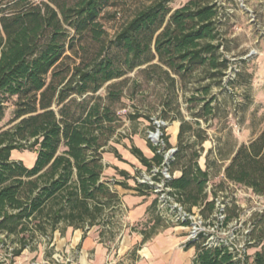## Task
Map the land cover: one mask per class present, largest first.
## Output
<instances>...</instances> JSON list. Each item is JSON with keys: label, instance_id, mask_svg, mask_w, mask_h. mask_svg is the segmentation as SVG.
<instances>
[{"label": "trees", "instance_id": "1", "mask_svg": "<svg viewBox=\"0 0 264 264\" xmlns=\"http://www.w3.org/2000/svg\"><path fill=\"white\" fill-rule=\"evenodd\" d=\"M168 1L156 0L139 9L109 41L98 18L111 0H10L11 7H0V120L11 99L16 120L9 129L0 127V234L14 235L18 241L12 255H19L40 235L95 224L106 209L114 214L118 196L102 179V153L109 149L121 118L96 95L105 83L141 65L148 77L158 70L171 88L177 78L186 82L196 68L205 69L210 79L225 75L229 59L220 52L226 47L220 6L214 0H187L172 9ZM93 43L99 46L95 50ZM112 47L117 55L110 52ZM73 56L80 58L78 63L66 61ZM203 89L207 94L209 84ZM107 96L118 98L119 93L109 89ZM208 105L204 100L203 106ZM170 119H178L180 125L169 169L172 174L179 168L181 175L172 176L168 184L188 210L202 205L201 213L209 215L214 203L208 194L219 191L217 185L206 190L212 165L206 153L201 169L198 158L203 148L183 143V135L192 132L198 120L189 122L177 115ZM161 138L163 144L148 142L151 158L130 147L147 169L159 165L163 151L171 147L163 131ZM14 150L34 152L33 165L12 159ZM217 160L223 173L218 185L229 181L264 198V124ZM229 219L225 215L221 225L226 227ZM251 224L240 231L241 247L221 238L210 245L203 238L188 243L187 247L195 246L191 264H264V209L253 213ZM249 248H256L252 255Z\"/></svg>", "mask_w": 264, "mask_h": 264}, {"label": "rangeland", "instance_id": "2", "mask_svg": "<svg viewBox=\"0 0 264 264\" xmlns=\"http://www.w3.org/2000/svg\"><path fill=\"white\" fill-rule=\"evenodd\" d=\"M154 1L156 0H111L109 5L101 9L98 18L105 30V40L113 39L139 9ZM186 1L169 0L167 5L173 9ZM214 1L223 13L222 29L225 31L226 47H220V52L229 59L228 68L220 80L210 79L206 77L205 69L196 68L191 78L186 82H180L177 78L175 86L171 88L158 70L148 77V74L143 72L145 65H141L122 77L105 83L96 95L111 104L121 118L120 126L109 141V149H112L113 144L127 140L131 146L134 145L133 137L136 134L147 143L154 144L149 138V131L155 132L152 123L155 119L163 121L158 132L159 138L162 137V131L165 136H169L166 133L172 130L170 118L174 115L189 122L198 120V124H193L194 136L192 132H186L183 135V143H194L196 148H203L198 158L201 165L205 164L207 153L212 165L209 184L217 185V189L224 193L229 203L225 210V215L230 217L227 226L219 224L213 227V230H209L208 236L214 241L220 238L228 239L239 246L244 241L240 231L249 229L253 213L264 209V198L229 181H223L218 185L222 181L223 173L222 164L217 159L220 156H227L234 146L248 141L264 124V0ZM11 5L10 0H0V7L8 8ZM91 47L95 50L99 46L93 43ZM77 51L79 56L83 55L80 46L77 47ZM110 52L116 54L118 50L116 52L112 47ZM79 59L73 56L66 61L78 63ZM153 62H157V58ZM109 83H114L111 88L108 86ZM207 84L209 90L206 94L203 86ZM109 89L119 93L118 98L108 97ZM165 100L168 101L167 104ZM204 100L209 103L207 107L203 106ZM13 108L11 99L7 102L4 116L0 120L1 129H9L16 122L13 120ZM208 109L211 113L206 114ZM134 113H140L142 116L132 118L130 115ZM146 116L149 118H144ZM149 119H152V122ZM202 136L206 138L200 142ZM176 145L177 143L171 147ZM209 149L211 151L207 152ZM190 152L191 149H187V153ZM13 153L24 163L30 162L35 154L29 150H14ZM142 169L134 170L135 176L139 175ZM119 215L120 212L117 211L108 216H113L117 222ZM203 216L208 217L207 213ZM8 241V247H19L14 237ZM48 245L37 240L15 256L8 255L5 247L0 249V264H43L42 258L45 256L44 251L48 253ZM251 251L253 249H247L248 254Z\"/></svg>", "mask_w": 264, "mask_h": 264}, {"label": "crops", "instance_id": "3", "mask_svg": "<svg viewBox=\"0 0 264 264\" xmlns=\"http://www.w3.org/2000/svg\"><path fill=\"white\" fill-rule=\"evenodd\" d=\"M179 125L178 119L172 120L170 126L172 130L166 133L169 135L168 141L171 146L177 143ZM133 143L145 157L153 156V151L140 135H134ZM130 146L129 140L113 144L112 148L120 157L115 155L113 149L102 153V161L105 165L102 179L108 181L118 196L115 212L119 211L120 215L117 222L114 221L113 216H110L112 220H106L108 214H111L110 209H106L104 218L95 224L86 223L82 227L66 226L63 232L55 229L51 236L40 235L38 242L49 244L48 253L44 251L45 256L42 260L49 259L52 264H107L108 262L110 264H191L195 246H181L186 237V228L167 222L158 213L156 195L150 188L146 189L145 184L136 180L134 170L145 169V166L130 151ZM35 157L36 154L30 162H22L27 167H31ZM11 158L21 160L15 157L13 151ZM198 164L201 169H205V164L201 165L199 162ZM120 171H125L126 174L123 175ZM172 175L180 176L181 170L173 169ZM137 184L142 185L140 186L142 192L139 191ZM211 197L209 193L208 199ZM196 207L198 206H193L191 209ZM12 237L14 235L4 238L7 245L8 239ZM251 249H253L250 253L252 255L256 248ZM55 251L62 253L64 257L62 262L55 263L51 259Z\"/></svg>", "mask_w": 264, "mask_h": 264}, {"label": "built area", "instance_id": "4", "mask_svg": "<svg viewBox=\"0 0 264 264\" xmlns=\"http://www.w3.org/2000/svg\"><path fill=\"white\" fill-rule=\"evenodd\" d=\"M155 132L149 131V138L153 140L155 145L163 144L162 138L158 137L159 128L163 124L161 119H155L153 122ZM154 134V135H153ZM176 147H170L163 151V159L159 165H153L151 168H145L139 175L136 176V180L139 183L147 184L151 191L156 195L157 211L167 222L175 225H182L186 228V237L182 241L181 246L185 247L188 243L195 242L204 239V244H216V240H212L211 236H208L210 229L221 225L225 218V210L229 204L227 198H225L222 191H218L211 199L214 203V209L208 217L203 216L201 209L203 206H198L195 209L188 210L184 204L178 199V195L173 187L168 184V181L172 178V174L169 169L170 160L173 159V154ZM211 185L207 183L206 190L210 192ZM206 235V236H205ZM4 238V234H0V238ZM242 245H239L241 247ZM0 249H3L0 242ZM13 247L7 246L8 255H11ZM51 259L55 262H62L64 257L60 251H55L52 254ZM43 264H52L51 260L43 259ZM107 264H110L108 262Z\"/></svg>", "mask_w": 264, "mask_h": 264}, {"label": "bare ground", "instance_id": "5", "mask_svg": "<svg viewBox=\"0 0 264 264\" xmlns=\"http://www.w3.org/2000/svg\"><path fill=\"white\" fill-rule=\"evenodd\" d=\"M154 135V134H153Z\"/></svg>", "mask_w": 264, "mask_h": 264}]
</instances>
